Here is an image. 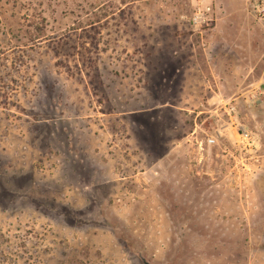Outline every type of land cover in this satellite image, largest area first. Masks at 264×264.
Listing matches in <instances>:
<instances>
[{"label": "rangeland", "instance_id": "1", "mask_svg": "<svg viewBox=\"0 0 264 264\" xmlns=\"http://www.w3.org/2000/svg\"><path fill=\"white\" fill-rule=\"evenodd\" d=\"M249 2L0 0V264H264Z\"/></svg>", "mask_w": 264, "mask_h": 264}, {"label": "crops", "instance_id": "2", "mask_svg": "<svg viewBox=\"0 0 264 264\" xmlns=\"http://www.w3.org/2000/svg\"><path fill=\"white\" fill-rule=\"evenodd\" d=\"M245 2L246 0H211L213 12H215L216 14L215 17H217L216 19L217 24L213 29V32L216 34L217 37L219 36V31H221V27L223 26L225 22H234V20L229 18L230 15L233 14V11H234L233 6L236 4L244 5ZM241 28H242L240 30L242 31L241 34H244V33L251 34L250 30H245L246 28H244V26ZM243 30H245L246 32H244ZM214 33H213V36H214ZM252 37H253L252 35L247 36L249 40Z\"/></svg>", "mask_w": 264, "mask_h": 264}, {"label": "built area", "instance_id": "3", "mask_svg": "<svg viewBox=\"0 0 264 264\" xmlns=\"http://www.w3.org/2000/svg\"><path fill=\"white\" fill-rule=\"evenodd\" d=\"M250 7L258 23L264 27V0H250ZM210 10V7L208 8ZM201 17V12H197L195 20L198 21ZM213 141V139L211 140Z\"/></svg>", "mask_w": 264, "mask_h": 264}, {"label": "water", "instance_id": "4", "mask_svg": "<svg viewBox=\"0 0 264 264\" xmlns=\"http://www.w3.org/2000/svg\"><path fill=\"white\" fill-rule=\"evenodd\" d=\"M144 264H151L149 261H147L146 259L143 260Z\"/></svg>", "mask_w": 264, "mask_h": 264}]
</instances>
